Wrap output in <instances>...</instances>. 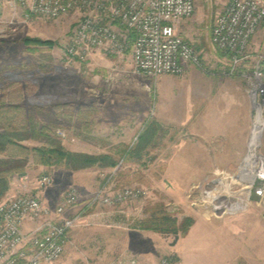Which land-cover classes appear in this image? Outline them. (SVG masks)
<instances>
[{
	"label": "rangeland",
	"instance_id": "obj_1",
	"mask_svg": "<svg viewBox=\"0 0 264 264\" xmlns=\"http://www.w3.org/2000/svg\"><path fill=\"white\" fill-rule=\"evenodd\" d=\"M228 1L196 0L194 14L180 24L181 34L212 71L227 67L226 58L223 60L222 52L212 43V32ZM4 3L0 0V66L7 65L8 72L0 97L2 90L14 93L15 100L29 111L34 105L52 110L53 104H67L51 112L55 127L48 136L58 138L67 150L111 155L118 163L114 168L94 165L79 171L47 167L42 171L30 163L23 175L25 184L12 190L13 179L18 177L21 182L23 177L14 175L3 199L35 194L55 207L75 187L83 202L112 174L114 188L141 186L150 193L147 198L114 206L88 207L68 233L58 264H126L131 257L160 264L166 256L171 264H264V190L260 201L251 199V178L242 176L247 155H256L255 166L262 161L264 111L257 114L259 107L252 103L247 148L241 160L215 162L231 171L221 169L213 175L209 173L213 164L206 159L207 154L192 143L189 67L182 75L150 79L133 72L130 55L95 51L84 62L66 63L62 50L78 23L77 13L58 19L34 16L27 22H22L18 14V22L9 28L13 14ZM15 26L17 30L13 31ZM25 38L54 44L27 45ZM39 64L46 69L38 71ZM230 77L244 81L247 92V83L239 73ZM43 118L50 123L48 116ZM149 126H154V133L149 145L141 150L139 137ZM253 138L257 145L249 151ZM46 142L45 138L32 137L22 143L32 147ZM123 150L128 153L125 157ZM248 170H252L250 166ZM43 175L52 176L54 182L39 192L37 182ZM161 204L179 222L188 216L197 220L193 231L181 237L134 229L136 221L147 216L148 207ZM75 213L73 209L70 214ZM238 213L253 217L237 224L240 235L234 240L222 237L228 230L214 219H202Z\"/></svg>",
	"mask_w": 264,
	"mask_h": 264
},
{
	"label": "built area",
	"instance_id": "obj_2",
	"mask_svg": "<svg viewBox=\"0 0 264 264\" xmlns=\"http://www.w3.org/2000/svg\"><path fill=\"white\" fill-rule=\"evenodd\" d=\"M3 1L13 14L9 28L18 22V14L22 22H27L34 16L58 19L77 13L78 23L62 50L66 63L84 62L98 51L119 57L130 55L133 72L151 79L182 75L188 65L207 74L239 73L247 83L253 105L259 107L257 114L264 111V54L250 50L252 38L264 28V0H229L218 15L212 43L224 54L227 67L214 71L204 65L199 52L179 32L180 24L194 14L196 0ZM113 175L83 202L75 187L55 207L35 194L0 200V264H56L65 253L68 233L88 207L114 206L149 196L141 186L114 188ZM53 182L52 176L43 175L38 186L48 188ZM75 206L79 208L75 215L66 216ZM27 221L36 225L26 231ZM126 264L147 263L131 257ZM160 264H171L170 257L162 258Z\"/></svg>",
	"mask_w": 264,
	"mask_h": 264
},
{
	"label": "trees",
	"instance_id": "obj_3",
	"mask_svg": "<svg viewBox=\"0 0 264 264\" xmlns=\"http://www.w3.org/2000/svg\"><path fill=\"white\" fill-rule=\"evenodd\" d=\"M24 43L51 46L54 44L52 41L36 38H25ZM37 69L41 72L46 69V66L39 64ZM7 72L8 66L1 65L0 87L7 85ZM14 95V93L7 94L2 90L0 97V200L7 195L12 177L14 175L23 176L30 163L47 168H63L67 171H79L94 165L112 168L117 166L118 160L111 155L96 156L73 152L67 150L58 138L48 136L55 127L51 112L53 109L59 111L67 104H53L52 110L46 106L34 105L29 111L20 101L15 100L17 96ZM45 116L50 118V123L44 122L43 117ZM152 129L154 126H149L143 135H140L138 147H141V150L149 145L154 133ZM32 137L45 138L47 142L32 147L22 143ZM121 154L125 157L128 153L123 150ZM146 211L147 216L136 221L134 228L185 237L195 223V220L189 216L179 222L162 204L150 206Z\"/></svg>",
	"mask_w": 264,
	"mask_h": 264
},
{
	"label": "crops",
	"instance_id": "obj_4",
	"mask_svg": "<svg viewBox=\"0 0 264 264\" xmlns=\"http://www.w3.org/2000/svg\"><path fill=\"white\" fill-rule=\"evenodd\" d=\"M179 32L181 33L180 27ZM250 50L253 53L264 54V28L257 32L252 38ZM222 56L224 60L225 56L223 53ZM187 67H189L191 71H188L187 75L191 80V102L193 110L191 115L192 143L195 144L196 147L198 146L201 152L207 154L206 159L212 162L213 167L209 173L217 175V171L221 169L231 171V168L226 169L224 166L220 167L216 165L215 162L240 161L247 148V139L253 110L252 102L246 92L245 83L241 79L223 76L220 73L207 74L199 69L196 71V69H193L191 66ZM259 133L261 138L262 132L259 131ZM261 151L264 156V133ZM263 156L262 160L264 161ZM45 168L44 166L38 167V169L42 171L45 170ZM25 177L26 176L20 178L21 182L18 177L15 180L13 179L12 190L17 189V185H24L25 183H23V181ZM37 188L39 192L42 190L39 186ZM73 209L77 212L78 206L69 209L65 215L73 216L74 214H70ZM228 214L214 216L209 219L203 216L202 219L204 222L214 219L219 226L228 230L222 237L225 238L227 236V240H234V237L240 235V227H238L237 224L239 222H247L249 219L251 220L253 216L245 213ZM196 223L197 220L191 227L189 233L193 231ZM35 225V222L27 221L24 225V229L26 231L30 230ZM134 229L141 233L150 232L137 228ZM230 245H232V243ZM59 262L60 261L56 264Z\"/></svg>",
	"mask_w": 264,
	"mask_h": 264
},
{
	"label": "bare ground",
	"instance_id": "obj_5",
	"mask_svg": "<svg viewBox=\"0 0 264 264\" xmlns=\"http://www.w3.org/2000/svg\"><path fill=\"white\" fill-rule=\"evenodd\" d=\"M253 133H254V130L252 131V135H253ZM252 135H251V139H252ZM256 138H257V136H256ZM251 139H250V141H251ZM256 145H257V140L255 138H253V141L251 142V144H249V151H253V149L256 148ZM256 159H257L256 155H252V154L247 155L246 159H245L244 166H243L244 171H243L242 176L244 178H249V179L251 178L250 179L251 183H253L258 177H261L264 179V161L262 160L260 163H257V165L255 166L254 163L256 162ZM249 166L252 169L250 171L248 170ZM257 170H258V172H257Z\"/></svg>",
	"mask_w": 264,
	"mask_h": 264
},
{
	"label": "water",
	"instance_id": "obj_6",
	"mask_svg": "<svg viewBox=\"0 0 264 264\" xmlns=\"http://www.w3.org/2000/svg\"><path fill=\"white\" fill-rule=\"evenodd\" d=\"M252 189L250 190L251 192V199L260 201L261 200V195L262 191L264 190V179L261 177H258L254 183L252 184Z\"/></svg>",
	"mask_w": 264,
	"mask_h": 264
}]
</instances>
